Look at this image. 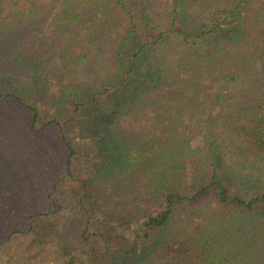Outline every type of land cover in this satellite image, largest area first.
Masks as SVG:
<instances>
[{"label":"trees","instance_id":"16d2710c","mask_svg":"<svg viewBox=\"0 0 264 264\" xmlns=\"http://www.w3.org/2000/svg\"><path fill=\"white\" fill-rule=\"evenodd\" d=\"M0 49V248L264 264V0H0Z\"/></svg>","mask_w":264,"mask_h":264},{"label":"rangeland","instance_id":"374dc122","mask_svg":"<svg viewBox=\"0 0 264 264\" xmlns=\"http://www.w3.org/2000/svg\"><path fill=\"white\" fill-rule=\"evenodd\" d=\"M8 55L9 52L0 49V73L9 71L11 77L18 81V73L13 68L15 63H6L11 61ZM0 160L18 169V162H22L18 160V142L10 140L5 142L0 136ZM108 200L114 204H123L132 199H118L111 196ZM56 249L55 243L42 245L28 236L15 235L0 248V264H61L60 259L56 257Z\"/></svg>","mask_w":264,"mask_h":264}]
</instances>
